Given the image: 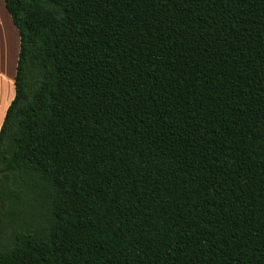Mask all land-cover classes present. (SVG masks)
<instances>
[{
    "label": "trees",
    "instance_id": "1",
    "mask_svg": "<svg viewBox=\"0 0 264 264\" xmlns=\"http://www.w3.org/2000/svg\"><path fill=\"white\" fill-rule=\"evenodd\" d=\"M4 2L0 264H264V0Z\"/></svg>",
    "mask_w": 264,
    "mask_h": 264
},
{
    "label": "crops",
    "instance_id": "2",
    "mask_svg": "<svg viewBox=\"0 0 264 264\" xmlns=\"http://www.w3.org/2000/svg\"><path fill=\"white\" fill-rule=\"evenodd\" d=\"M19 31L0 0V130L7 110L15 98V78L20 53Z\"/></svg>",
    "mask_w": 264,
    "mask_h": 264
},
{
    "label": "rangeland",
    "instance_id": "3",
    "mask_svg": "<svg viewBox=\"0 0 264 264\" xmlns=\"http://www.w3.org/2000/svg\"><path fill=\"white\" fill-rule=\"evenodd\" d=\"M22 189L20 202L10 203L0 217V243L7 244L8 236L16 229L38 224L41 203L38 184L23 186Z\"/></svg>",
    "mask_w": 264,
    "mask_h": 264
}]
</instances>
